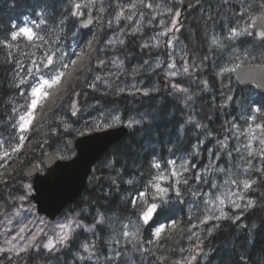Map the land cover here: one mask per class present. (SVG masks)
<instances>
[{
	"label": "rangeland",
	"instance_id": "1",
	"mask_svg": "<svg viewBox=\"0 0 264 264\" xmlns=\"http://www.w3.org/2000/svg\"><path fill=\"white\" fill-rule=\"evenodd\" d=\"M104 1L95 0V3H91L90 0H74L75 3L87 5L79 10V27L85 18L95 19V24L87 32L84 42H89L94 36L102 35L103 38L88 78L90 85H95V88H92L100 94H112L113 97L128 95L144 98L150 94H158L157 98L163 99L167 94L185 107L189 117L196 119V126L201 131V137L190 153L177 156L165 151L162 158L155 157L152 160L150 178L144 183L139 179L137 182L128 183L127 190L131 200L140 191H146L149 184L154 182L153 178L163 172L167 180L161 182V186L170 188L171 204L182 199L186 205V226L183 233L188 244L170 249V246L159 243V239L154 235L152 239L145 241V225L138 219L139 203L137 208H134V213L101 214L98 219L103 217V224H95V227L94 224L81 221L78 213L74 216L66 211L53 221L39 215L28 194L20 191L21 188H31L30 182L25 178V181H22L17 171H13L18 164V156L12 148L21 143L20 134L12 127L14 119L18 118L13 115V108L24 112L25 108L22 106L26 105L25 96L29 92L27 85H21L20 88L13 85V95L0 103V109H5L0 110V142L3 143V147H0V180L2 173L7 174V189L0 194V249L13 248V251L0 252V264H9L11 260L17 261L20 257H27L31 251L45 249L44 244L49 240L55 242L57 239V233L60 231L58 225L70 220L74 221L73 227L76 229L72 239L80 231L89 236V240H82L80 243V250L76 251L71 262L73 264L91 259L104 262L107 257L121 259L122 264H132L135 257L139 260L149 258L147 252L156 258L167 257L171 264H192L207 257L203 242L218 228L222 220L239 221L245 212L264 205V144L261 143V140H264V118L261 110L256 111L253 96L239 95L243 91L236 90L234 84L235 72L243 67L239 65L247 61L264 60V40L256 37L251 25L253 17L264 15V0H207L202 1L198 9L195 7V11L187 12L184 16L180 12L182 0ZM212 1H215L217 7L221 6L216 10L221 15L216 18L212 17ZM202 14L207 16L203 18ZM37 17L26 18L16 26L32 27L35 32L44 36V25L38 28L35 26L42 16ZM233 29L241 34L233 36ZM245 29L247 31H244ZM197 34H202V39L207 37V47H204L202 39L196 40ZM132 36H137V42L139 41L141 49L146 53L141 62L132 55L131 49L125 52L124 46L129 42L132 47L135 46ZM44 37V41L29 43L22 38L24 43L18 42L15 51L17 58L11 70L13 84L25 76L27 69L35 68L33 60L39 63L46 54L54 53L57 70L72 74L77 69L78 64L74 67L72 65L69 71V68L61 69L62 63H70L73 59L69 57L65 46L60 47L57 41L48 38L47 34ZM214 40L217 41L216 44L213 43ZM15 41L11 39L5 45L11 48V42ZM74 43L70 42L71 51ZM17 61L23 67H20ZM185 67L187 72L184 71ZM207 68L211 70L210 74L206 71ZM28 79L31 81V77ZM21 91H24L25 96L19 94ZM144 92L148 95H144ZM55 97L54 101L46 103L44 111L63 99L62 94ZM74 100L77 122L62 117L60 119L68 130L77 129L78 124V135L83 134L80 133L83 130L86 131L84 126L90 127L89 131L98 129L96 124L102 123L108 114L118 115L122 124H127L129 120L143 122L135 115H125L114 106H106L101 101H91L85 94L75 95ZM73 101L69 109H72ZM235 106L237 108L233 109ZM29 131L24 134L26 137ZM24 143L25 140L22 146ZM54 145L56 149L53 152L59 156L66 153L65 141ZM5 150L8 155H5ZM45 153L49 151L43 155ZM191 156L196 159L193 161ZM170 161H175V164L169 163ZM154 163H159L160 169L154 168ZM36 164L44 171L40 161ZM173 171L178 173L176 177L171 175ZM177 180L179 183H176ZM245 180L255 183L246 190L243 187ZM183 185L186 190L182 189ZM172 186L178 189L181 195H175ZM221 199L224 200L223 205L220 204ZM249 200L254 204L251 208L247 207ZM233 201L239 208L235 207ZM221 211L224 216H221ZM237 216L240 219H236ZM205 217H208L207 222L201 223ZM76 223H79L80 227H76ZM124 225H127V228ZM134 225L138 226V230ZM163 225L166 228L170 223ZM21 228H25L23 234H20ZM86 228L90 230L86 231ZM155 228H152V234ZM126 231L130 233L127 237L124 235ZM101 240L103 244L100 243ZM30 241L32 246L17 256L15 253L28 246ZM85 244L89 245L90 251L94 253L91 258L89 253L83 250ZM67 247L57 245L59 251L54 250L51 253L61 254ZM45 251L49 252L47 249Z\"/></svg>",
	"mask_w": 264,
	"mask_h": 264
},
{
	"label": "trees",
	"instance_id": "2",
	"mask_svg": "<svg viewBox=\"0 0 264 264\" xmlns=\"http://www.w3.org/2000/svg\"><path fill=\"white\" fill-rule=\"evenodd\" d=\"M203 1L207 2V0ZM106 2L108 0L104 1V3ZM7 4L10 6L8 10H6L5 4L0 5V103L6 101L15 92L11 70L17 58L16 46L18 42L24 43L23 39L20 38L11 48L5 45L10 30L4 20L15 18V21L20 24L25 15L38 18L37 13H43L42 18L46 20L42 29L44 36L47 34V37L57 41L56 43L60 47L65 46L69 57L76 60L78 64L77 69L72 74L66 75L60 85L50 90L52 95L44 101L43 108L46 103L54 101L55 96L59 94L63 95V99L45 111L38 108L36 119L30 128L25 143L16 153L18 164L13 171H17L21 180L25 181L22 174L23 167L38 163L44 152L55 151V143L66 142L78 135V124L76 125L77 129L68 130L64 127L60 117L77 122L75 116L71 114L72 109L68 107L75 99V95L83 96L85 94L91 101H101L106 106H114L125 115H135L143 122L134 125L128 136L107 150L102 160L94 167L81 197L75 204L69 206L63 214L68 211L76 216L78 213L81 221L92 225L96 224L103 213H134L135 209L132 208L127 193L129 188L127 181L134 179L132 182H137L139 179L141 183L146 182L145 180L150 178L152 172V160L155 157L162 158L165 151L177 156L190 153L201 137V131L195 123L196 119L192 120L180 102L167 94L160 101L157 98L158 94H150L144 98L128 95L113 97L112 94H100L94 90L90 86L88 78L94 66L95 54L99 51L103 38L102 35H99L100 37L94 36L89 42H84L87 33L79 28L78 17L71 15L72 12L77 11L74 7V0H8ZM211 5L212 17L220 16L221 14L216 10H219L221 6L217 7L215 1H212ZM195 7L198 9L200 3ZM195 7L189 12L195 11ZM205 16L207 15H201L203 18ZM204 38L202 39V34L196 35V40L202 39L205 43L204 47H207L209 43L207 37L204 36ZM70 42H75L74 51H71ZM89 43H91V47H89ZM134 43V47L131 46V42L124 46L125 52L127 53V49H131L132 55L141 62L146 53L139 47L137 39ZM19 58L23 60L21 57ZM206 71L211 73L209 68ZM54 91L55 93H53ZM56 93L58 94L56 95ZM0 110L5 111V109ZM89 128L84 126L83 129L86 131L83 130L80 133L89 131ZM62 155L61 157L67 158L72 156L73 152L66 149V153ZM191 159L194 161L196 158L191 156ZM162 162L164 163V160ZM6 178L7 174L2 173L0 194L7 189ZM182 189L186 190V186L183 185ZM20 191L24 193L23 188ZM30 202L33 201L30 200ZM171 207L173 211L169 217H161L149 227H145V241L153 238L152 228L163 223H170L161 234L159 243L170 246V249L188 244L183 233V228L186 226V205L182 199H179L171 204ZM172 221H175V226L172 225ZM99 229L102 231L100 226ZM252 238H254V243L246 244V241ZM82 240H89V236L80 231L76 233L75 238L69 242L68 247L61 254L55 255L40 248L37 251L29 252L25 258L20 257L17 261H9V264H36L40 261L43 264L46 262L73 264L71 262L76 251L80 250ZM100 243L103 244V240ZM203 244L207 251V257L192 264H245V261L240 259L242 255L245 256L247 264H261V260L264 259V205L259 209H251L245 212L239 221L222 220L218 228L204 240ZM147 255L149 258L144 260L135 257L132 264H171L167 257L165 259L156 258L148 252ZM77 264H122V261L107 257L104 262L100 259L98 262L91 259L81 263L77 262Z\"/></svg>",
	"mask_w": 264,
	"mask_h": 264
},
{
	"label": "snow or ice",
	"instance_id": "3",
	"mask_svg": "<svg viewBox=\"0 0 264 264\" xmlns=\"http://www.w3.org/2000/svg\"><path fill=\"white\" fill-rule=\"evenodd\" d=\"M91 3H95V0H90ZM150 6V5H149ZM74 7L77 11H74L71 13L73 16L79 17L81 15V12L79 11L83 7H87L86 4H80L75 3ZM262 7H264V4H262ZM103 11V9H101ZM37 15H40L43 17V13H37ZM178 15V14H177ZM46 20L44 18H41L39 20V23H36V27H40V25L45 24ZM83 26H86L83 25ZM175 26V25H174ZM15 31L11 32V39L13 41L18 40L20 38L26 39L29 43H33L35 41H44L45 37L40 35L39 33L35 32L32 27L24 26V27H18L16 25L12 26ZM244 31H247L245 29ZM241 33L237 32L235 29L232 30V35L237 36ZM123 43V41H121ZM214 44L217 43V41H213ZM89 47H91V43H89ZM51 52V50H49ZM54 53L52 54H46L44 59H42L39 63H37L35 60L32 61L33 65H35V68H29L27 69V72L24 77H20L18 81L14 84L16 88H20L21 85H27L29 88V92L27 96H25L24 91H21L19 94L21 96H25L26 105L22 106L25 108L24 112H20L18 108H13V115L15 117H18L14 119L12 123V127L18 131L19 135V141L20 144H17L15 147L12 148L13 152H19L20 148L22 146V142L26 139V136L24 135L27 133L31 126L33 125L34 120L36 119V112L38 107L42 110L44 106V101L48 99L50 95H52L51 91L55 86L60 85L62 80L65 78L66 75H70V73H66L63 70H57L56 64L53 59ZM17 64L20 67H23L19 61H17ZM77 61L73 60L70 63H62L61 69H68L72 65H76ZM46 70V71H45ZM185 72L188 71L187 67L184 69ZM225 71H228L225 69ZM17 77H19V73L17 72ZM29 77H31V81H29ZM97 79H100L97 77ZM91 87L95 88V85H90ZM175 87V85L173 86ZM144 95H148L147 92H144ZM231 99V97H229ZM75 108V104L73 105ZM256 111H260V109H256ZM77 114V111H73L72 115L75 116ZM109 120L111 122H109ZM121 118L118 115H111L108 114L102 123H97L96 127L99 128H111L115 125L122 124ZM141 122L139 120L132 121L129 120L127 122L126 127L133 128L134 125H139ZM257 127H261L260 125H257ZM264 130V129H262ZM261 143L264 144V140H261ZM0 147H3V143L0 142ZM11 147V145H10ZM5 155H8L7 150H5ZM251 155V153H250ZM169 163L175 164V161H170ZM153 167L156 169H160L159 163H154ZM181 167H184V165H181ZM186 170V169H185ZM220 171H223V169H220ZM173 177H176L178 175L177 172L173 171L171 173ZM154 182L150 183L148 186V189L146 191H140L137 196L132 197L131 204L133 208H137V204L139 203L140 207L138 209L139 211V220L143 221L144 225H151L155 221H157L161 217H169L170 214L173 211V208L170 206V188L169 187H162L161 182H164L167 180V178L164 176L163 172H159L154 178ZM233 183H236V181H232ZM127 183L131 184L132 181L129 180ZM176 183H179L177 180ZM186 183V181H185ZM255 183L254 181L249 182L248 180L243 181V187L247 190L252 187V184ZM172 190L175 191V195L179 196L181 193L178 189H175L174 186H172ZM220 204H224V200H220ZM233 204L235 207L239 208L238 204H235V201H233ZM253 201L249 200L247 207L251 208L253 207ZM221 216H224L223 211H221ZM219 219L220 217H216ZM236 219H240V217H236ZM208 220V217H205L204 220L201 221V223H206ZM74 221H68L67 223L59 224L58 227L60 231L57 233V239L55 242L52 240H49L48 243L44 244V248L47 249L49 252H52L54 250L59 251L57 248V245H60L61 247H67L69 245V242L73 238V233L75 232V228L73 227ZM96 224H103V217L98 219L96 221ZM172 225L175 226V221H172ZM76 227H80L79 223H76ZM95 227V224L93 225ZM125 228H127V225H124ZM134 227L138 226L134 225ZM86 231L90 229H85ZM165 231V226L161 224L159 227L155 228V232L153 235L159 239L161 237V234ZM25 232V228L20 229V234H23ZM125 237L129 236V232L124 233ZM135 235L134 233L132 234ZM15 239V237L13 238ZM10 244L11 241H8ZM254 238L249 239L246 241V244H253ZM32 243L29 242V245L21 248L19 251H17L15 254L18 256L20 255V252H26L28 250V247H31ZM83 250L85 252L89 253V258H91L94 253H92L89 249V245L85 244L83 245ZM11 252L13 251V248L8 249H0V252ZM81 259H84V257H80ZM195 259V257H193ZM242 261H245V264H247L246 258L244 255L240 257ZM261 264H264V259L261 260Z\"/></svg>",
	"mask_w": 264,
	"mask_h": 264
},
{
	"label": "water",
	"instance_id": "4",
	"mask_svg": "<svg viewBox=\"0 0 264 264\" xmlns=\"http://www.w3.org/2000/svg\"><path fill=\"white\" fill-rule=\"evenodd\" d=\"M201 1L182 0L181 12L188 11ZM251 24L258 39H263L264 15L253 17ZM93 25L94 19L87 18L82 29L89 30ZM235 79L240 85L256 84L264 91V66L241 67L235 72ZM74 104L76 106V100L73 101L71 114L76 111ZM124 125L126 124L95 129L68 139L65 144L70 151H74V155L62 158L55 152L44 154L40 160L44 171L37 164H29L23 168L22 174L31 184V188L25 187L24 190L33 200L39 215L53 221L78 201L88 185L94 167L107 150L131 133V129Z\"/></svg>",
	"mask_w": 264,
	"mask_h": 264
},
{
	"label": "flooded vegetation",
	"instance_id": "5",
	"mask_svg": "<svg viewBox=\"0 0 264 264\" xmlns=\"http://www.w3.org/2000/svg\"><path fill=\"white\" fill-rule=\"evenodd\" d=\"M8 0H0V5L2 4H5V7H6V10H8V8L10 7L8 4H7ZM5 10V11H6ZM17 13V12H16ZM15 13V15H17ZM18 16V15H17ZM5 23H6V26L8 25L9 27V33L11 34L12 31H14V28L12 27L13 25H15V18L14 19H8V20H4ZM252 25V24H251ZM254 28V27H253ZM254 32L256 34V31L254 29ZM257 37V35H256ZM132 38H134V40L137 39V36H132ZM258 38V37H257ZM138 40V39H137ZM259 40H264L263 39H259ZM11 41V37L9 36V38L6 39V43L7 42H10ZM129 42V41H128ZM15 42H11V45H13ZM138 45L140 47V43L138 41ZM141 48V47H140ZM16 62V61H15ZM15 64V63H14ZM253 65H257V66H264V60H253V61H247L246 63L242 64V65H239V66H253ZM235 76V75H234ZM233 78V76H232ZM238 83V82H237ZM234 84H235V88L236 90L238 89L239 91H243L241 94L239 95H242L243 97L244 96H253L254 98V103H256L255 107L257 109H260L261 112H262V116L264 118V91L259 89L258 86L256 84H246V85H240L239 83L236 84V81H234ZM255 86V87H253ZM160 100V99H159ZM162 100V99H161ZM160 100V101H161ZM234 108H237V106L233 107ZM183 109H185V107H183Z\"/></svg>",
	"mask_w": 264,
	"mask_h": 264
},
{
	"label": "bare ground",
	"instance_id": "6",
	"mask_svg": "<svg viewBox=\"0 0 264 264\" xmlns=\"http://www.w3.org/2000/svg\"><path fill=\"white\" fill-rule=\"evenodd\" d=\"M147 78V77H146ZM8 194V193H7ZM256 222V221H255Z\"/></svg>",
	"mask_w": 264,
	"mask_h": 264
}]
</instances>
